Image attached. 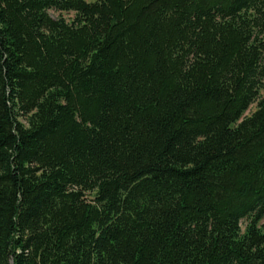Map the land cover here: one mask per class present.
Returning <instances> with one entry per match:
<instances>
[{"label":"trees","instance_id":"16d2710c","mask_svg":"<svg viewBox=\"0 0 264 264\" xmlns=\"http://www.w3.org/2000/svg\"><path fill=\"white\" fill-rule=\"evenodd\" d=\"M262 89L264 0H0V264H264Z\"/></svg>","mask_w":264,"mask_h":264},{"label":"rangeland","instance_id":"374dc122","mask_svg":"<svg viewBox=\"0 0 264 264\" xmlns=\"http://www.w3.org/2000/svg\"><path fill=\"white\" fill-rule=\"evenodd\" d=\"M86 1H88V2H93V1H95V0H86ZM51 14H52L53 16H57L58 13H57V12H53V11H51ZM62 15H63L64 17H66V18H69V17L72 16V13H62ZM259 97H264V89H262V90L259 91ZM255 108H256V103L251 104V105L249 106L248 110L245 112V114H246V115L250 114L251 112H253V111L255 110ZM245 224H246V221H245V220H242V222H241V229H242V230L244 229ZM259 225H260L261 230H262L263 233H264V218L260 220Z\"/></svg>","mask_w":264,"mask_h":264}]
</instances>
